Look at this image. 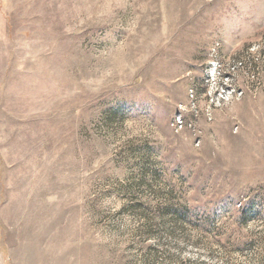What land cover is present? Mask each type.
<instances>
[{
  "label": "rangeland",
  "instance_id": "1",
  "mask_svg": "<svg viewBox=\"0 0 264 264\" xmlns=\"http://www.w3.org/2000/svg\"><path fill=\"white\" fill-rule=\"evenodd\" d=\"M0 264H264V0H0Z\"/></svg>",
  "mask_w": 264,
  "mask_h": 264
}]
</instances>
